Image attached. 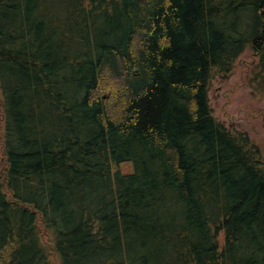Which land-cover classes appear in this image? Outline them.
Returning <instances> with one entry per match:
<instances>
[{"label":"trees","instance_id":"16d2710c","mask_svg":"<svg viewBox=\"0 0 264 264\" xmlns=\"http://www.w3.org/2000/svg\"><path fill=\"white\" fill-rule=\"evenodd\" d=\"M245 48L264 90V0H0V264H264Z\"/></svg>","mask_w":264,"mask_h":264},{"label":"rangeland","instance_id":"374dc122","mask_svg":"<svg viewBox=\"0 0 264 264\" xmlns=\"http://www.w3.org/2000/svg\"><path fill=\"white\" fill-rule=\"evenodd\" d=\"M257 70V57L245 48L229 73L212 78L207 95L214 117L226 128L246 133L264 156V90L254 79Z\"/></svg>","mask_w":264,"mask_h":264}]
</instances>
